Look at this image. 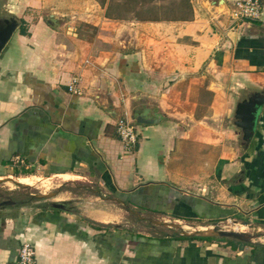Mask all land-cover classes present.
Here are the masks:
<instances>
[{
  "label": "crops",
  "instance_id": "obj_1",
  "mask_svg": "<svg viewBox=\"0 0 264 264\" xmlns=\"http://www.w3.org/2000/svg\"><path fill=\"white\" fill-rule=\"evenodd\" d=\"M233 1L115 18L99 0H0L25 28L0 52V183L37 175L75 190L0 206V264L24 241L35 264H264V235L181 233L229 218L223 229L264 227V104L244 145L232 124L239 99L264 95V0L253 21L232 19ZM126 213L177 227L132 230Z\"/></svg>",
  "mask_w": 264,
  "mask_h": 264
},
{
  "label": "rangeland",
  "instance_id": "obj_2",
  "mask_svg": "<svg viewBox=\"0 0 264 264\" xmlns=\"http://www.w3.org/2000/svg\"><path fill=\"white\" fill-rule=\"evenodd\" d=\"M101 3H105V13L111 17L115 18H125V17H160V18H172L186 16L189 11L190 2L189 0H99ZM237 96L241 98V94L237 93ZM232 118H229L231 120ZM32 183L27 187H19L11 181H5L0 183V200L10 198L15 201H22L23 203H30L34 201V197L31 194H50L56 190L64 189L75 191L73 186L69 184H62L59 179L54 178H42L37 175H28ZM10 176L8 178L13 179ZM10 184V185H9ZM22 184V183H20ZM35 184V185H34ZM46 185V186H45ZM14 186V187H12ZM94 188V187H93ZM80 190L81 193L86 191ZM77 193V192H74ZM41 200V197H37ZM247 217V216H246ZM245 217V218H246ZM248 218V217H247ZM122 220H119L122 224H127L129 228L137 231H145L150 234L160 233L165 230L160 226L153 225L152 221L156 219L145 215L141 216L140 213L130 214L126 213L121 216ZM245 219L243 221H246ZM230 221L233 222V218L226 220H220L217 222L218 227L223 229L224 227H230ZM236 221V220H234ZM240 226V231L252 235V240H257L263 237L264 227L256 229L253 224L252 228L249 225L243 224ZM238 221H236L237 223ZM171 230V229H167ZM165 232V231H164ZM258 237V238H257ZM263 239V238H262Z\"/></svg>",
  "mask_w": 264,
  "mask_h": 264
},
{
  "label": "water",
  "instance_id": "obj_3",
  "mask_svg": "<svg viewBox=\"0 0 264 264\" xmlns=\"http://www.w3.org/2000/svg\"><path fill=\"white\" fill-rule=\"evenodd\" d=\"M18 25V20L13 15H1L0 14V52L4 45L7 43L9 38L11 37L12 33L15 31ZM264 104V95L262 92L254 91L247 96L239 99L233 109V122L232 124L239 130L240 139L244 145L247 143L252 134L254 132V127L256 124L257 116L260 111L261 106ZM137 122H143L141 118H135ZM6 181H11L15 185L19 187H27L26 184H20L19 182L12 180L10 178H6ZM2 182V181H0ZM30 196L37 198H47L49 194H31ZM15 202L11 199H3L0 200V206L4 205H11ZM51 206L54 208H61V203L51 202ZM154 224L163 225V226H170L176 228L177 225L174 223H166V222H159V221H152ZM243 224L248 225L247 221H244ZM182 234H188L191 236H199V237H227L231 239H235L242 242H248L252 235L248 233L236 231V230H228V229H221L218 225L214 222L212 226L208 229L204 230H193L190 232H181Z\"/></svg>",
  "mask_w": 264,
  "mask_h": 264
},
{
  "label": "built area",
  "instance_id": "obj_4",
  "mask_svg": "<svg viewBox=\"0 0 264 264\" xmlns=\"http://www.w3.org/2000/svg\"><path fill=\"white\" fill-rule=\"evenodd\" d=\"M261 0H234L229 8V16L234 20H258L261 16ZM72 78L71 83H74ZM69 89L74 91L72 85ZM116 132L124 146H131L136 140L133 127L126 119L116 121ZM16 264H35L34 249L28 242H21L18 248Z\"/></svg>",
  "mask_w": 264,
  "mask_h": 264
},
{
  "label": "bare ground",
  "instance_id": "obj_5",
  "mask_svg": "<svg viewBox=\"0 0 264 264\" xmlns=\"http://www.w3.org/2000/svg\"><path fill=\"white\" fill-rule=\"evenodd\" d=\"M12 180H15V181H17V182H19V183H22V184H26V185H31V184H33L32 183V180H31V178L29 177V176H18V177H16V178H14V179H12ZM10 185V184H9ZM35 185V184H34ZM46 186V185H45ZM12 187H14V186H12ZM242 225V224H241Z\"/></svg>",
  "mask_w": 264,
  "mask_h": 264
},
{
  "label": "trees",
  "instance_id": "obj_6",
  "mask_svg": "<svg viewBox=\"0 0 264 264\" xmlns=\"http://www.w3.org/2000/svg\"><path fill=\"white\" fill-rule=\"evenodd\" d=\"M17 30L19 33H25V28L22 26L21 22H20V25L18 26ZM0 195H1V193H0ZM185 237H188V236H185ZM191 237H195V236H191Z\"/></svg>",
  "mask_w": 264,
  "mask_h": 264
}]
</instances>
